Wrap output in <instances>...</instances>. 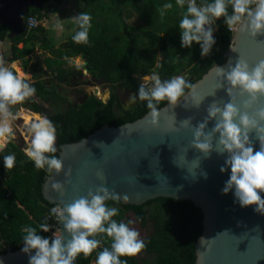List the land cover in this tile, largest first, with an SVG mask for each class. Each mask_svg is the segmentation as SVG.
Wrapping results in <instances>:
<instances>
[{
  "label": "trees",
  "instance_id": "obj_1",
  "mask_svg": "<svg viewBox=\"0 0 264 264\" xmlns=\"http://www.w3.org/2000/svg\"><path fill=\"white\" fill-rule=\"evenodd\" d=\"M62 5L66 0H52ZM81 2L85 11L91 17L92 27L89 30V43L76 44L72 37L55 50L48 38V31L42 25L37 29L22 28L20 34L12 39V56L10 62L22 61L28 68L32 55L39 42L43 49L50 51L55 59H45L35 64V80L31 85L36 88L33 98L22 106L29 104L36 106L38 113H43L56 127L59 145L77 143L93 134L105 125L114 127L134 122L145 116L150 110L147 102L142 101L138 114L116 112L119 105L115 95L109 103H105L94 95L88 96L80 104L70 103L68 96L60 92L59 84L67 83L69 75H81L82 69H68L63 66L68 63L64 58L82 56L89 63V72L97 80L113 87L121 86L138 92L141 84L138 76L145 77L155 71L163 81L176 76L190 74L193 85L200 80L213 66L225 63L227 53L232 45V38L223 19L216 22L218 33L214 37L215 45L211 53L204 57L201 47L193 44L192 48L181 45L179 22L187 9L180 8L176 0H77ZM197 5L211 3L214 0H196ZM171 3V9H164L163 5ZM44 7V6H43ZM43 7H32L25 15H37L43 18ZM138 13L145 26H131L126 21L129 11ZM229 13L232 9L229 5ZM163 13V15L161 14ZM11 27L2 23L0 26V40L5 41ZM76 24V31H78ZM76 33V32H75ZM24 44L23 48L19 45ZM159 53L162 59L159 60ZM43 64L48 68L56 65L54 79H49ZM189 88H186V93ZM168 102L163 101L157 109L163 108ZM44 105L51 106L52 113L44 109ZM13 154L16 163L13 169L4 167L3 157ZM49 156L53 154H47ZM57 158L60 153L54 154ZM0 242L5 241L12 246L13 251L20 249L24 236L23 230L36 228L37 234L46 236L40 229L42 221L52 206L45 201L42 193L43 185L49 173L46 169H37L25 152L10 142L0 156ZM109 207L119 210L113 217L117 222L129 223L128 215L133 213L135 218L145 228L151 230L144 239L145 249L136 257H121L127 264H195V245L202 235L203 215L190 201L159 198L144 205H124L120 201H106ZM101 241L100 248L85 258L80 255L74 264H93L99 251L111 247L112 240L106 234L96 237ZM147 259L140 260V255Z\"/></svg>",
  "mask_w": 264,
  "mask_h": 264
},
{
  "label": "clouds",
  "instance_id": "obj_2",
  "mask_svg": "<svg viewBox=\"0 0 264 264\" xmlns=\"http://www.w3.org/2000/svg\"><path fill=\"white\" fill-rule=\"evenodd\" d=\"M176 4L182 9L187 4L178 26L182 47L190 49L194 43L198 44L204 57L211 53L216 43L212 25L220 19L224 20L229 31L236 29L253 39L264 35V0H214L199 6L196 0H176ZM229 5L231 14L228 11ZM172 7L171 3L163 5L164 9ZM72 20L79 29L72 37L73 41L87 45L92 17L83 12ZM230 49L235 51L232 45ZM15 67V62L7 66L0 56V149L15 138L13 121L19 113L12 109L33 98L37 91L15 71ZM217 71L223 81L221 88L225 80L229 85L227 94L230 101L224 103L223 107L218 103L210 105L207 116L196 126H192L190 119L182 123L192 128V147L205 158L210 157L214 151L222 156L227 154V167L222 166L220 171L223 173L230 169L231 174L222 193L227 195L234 192L241 207H253L257 213L264 214V198L260 195L264 193V107H258L254 116L249 114L264 97V60L251 66L247 60L239 57L234 66L229 64L227 69L217 67ZM151 81V87L140 84L138 98L147 102L153 126H158L157 105L160 102L167 101L170 106L176 107L182 98L187 100L186 88L192 89V106L199 108L205 98L197 95L194 87L182 76L162 81L154 74ZM237 92L241 97H246L243 111L239 106ZM210 121L215 122L211 129L208 128ZM252 132L256 133L259 140V150L252 144ZM28 133L31 142L24 151L35 167L46 169L50 176L63 174V160L54 155L57 152V132L53 122L47 117H37L30 123ZM3 161L4 167L11 170L15 166L16 157L9 154L3 157ZM70 175L71 169L67 172V176ZM203 175L206 179L207 173ZM52 188L57 192L64 191V185L58 181L52 183ZM110 198L119 201L120 196L101 187L95 193L89 191L87 197L81 196L67 206L52 208V213L63 224V231L55 232L50 238L37 234L36 228H26L22 251L29 256V264H74L80 255L88 258L100 248L101 241L96 238L100 234H106L112 243L110 248L105 247L98 252L95 264H127L121 257L138 256L145 249V242L140 238V233L129 226L131 222H117L113 219L119 210L107 205L106 201ZM124 199L127 200V196ZM40 229L44 233L49 232L46 224L40 225ZM65 232L70 239H66Z\"/></svg>",
  "mask_w": 264,
  "mask_h": 264
},
{
  "label": "water",
  "instance_id": "obj_3",
  "mask_svg": "<svg viewBox=\"0 0 264 264\" xmlns=\"http://www.w3.org/2000/svg\"><path fill=\"white\" fill-rule=\"evenodd\" d=\"M6 1L0 0V24H8L14 31L20 28L21 23L13 25L5 20ZM48 1L26 0L27 9L43 7ZM232 48L235 51L229 49L225 63L213 66L192 85L197 95L205 97L199 108L192 106V89H189L187 100L182 98L176 107L167 103L158 109V126L151 124L149 111L134 122L118 127L105 125L77 143L59 145L56 140L65 172L47 176L42 189L45 201L51 205L67 206L101 187L118 194L124 205L141 206L159 198L190 201L203 215L202 235L195 245V264H264V214L257 213L253 207H241L234 192L222 193L231 174L230 169L223 173L220 171L222 166L227 167V154L222 156L214 151L205 158L192 147V128L182 123L190 119L192 126H196L203 122L210 105L218 103L223 107L230 101L227 94L229 85L225 80L221 88L223 81L217 67L227 69L229 64L234 66L239 57L251 66L264 60V35L253 39L237 30ZM88 66V61L82 65L85 75L89 73ZM182 77L187 83H192L190 74ZM91 95L100 98V89L96 87ZM236 96L243 111L246 97H241L239 92ZM103 101L107 103L108 99ZM258 107H264V97L249 114L254 116ZM27 109L35 115L47 117L38 113L34 104H29ZM139 110L138 107L128 109L134 113ZM214 124L210 121L208 128ZM29 126L30 123L24 127L27 136L30 135ZM250 138L254 148L259 150L256 133L252 132ZM30 142L31 136L28 142L23 141L24 150ZM69 169L71 175L67 176ZM203 173H207L206 179ZM57 181L64 185L63 192L52 188V183ZM260 195L264 198V193ZM107 201L117 200L110 198ZM59 226L62 232L63 224L59 223ZM65 237L70 239L66 232ZM0 264H29V256L22 249L0 254Z\"/></svg>",
  "mask_w": 264,
  "mask_h": 264
},
{
  "label": "rangeland",
  "instance_id": "obj_4",
  "mask_svg": "<svg viewBox=\"0 0 264 264\" xmlns=\"http://www.w3.org/2000/svg\"><path fill=\"white\" fill-rule=\"evenodd\" d=\"M68 4V3H67ZM44 13H43V17L45 18H42L43 20H41L42 22L45 23L46 20H48L47 22L48 23V26H50L51 28L54 27V26H57L59 21L58 19L59 18H55L54 19V10L52 7H48L46 6V4L44 5ZM68 7V6H66ZM75 7V5L73 6ZM131 13V16H128V12L126 13V21L127 23H129L131 26H145V23L143 21V19L141 18V16L136 13V12H133L132 10L129 11ZM75 15H72L70 17V19L74 18ZM72 21V22H71ZM70 23H72V25L74 26V20H71ZM71 25V24H70ZM212 27L215 29L214 31V35H216L217 33V29H216V25L213 24ZM23 28H25V23L23 25ZM22 46V45H21ZM48 52H44V50L41 48V45L37 47L36 51L30 56L31 59H32V63L31 65L28 67V68H25L23 63L22 62H17L15 65V71L22 77L24 78L28 83H33L34 80H35V67L34 65L38 62V61H43L45 57H48ZM162 59V56L161 54L159 53V60L157 62V65L159 64L160 60ZM71 63H66L63 67L64 68H68V69H76L77 67H80L82 68V65L84 64L85 62V59L80 56V57H76L74 59H71L70 60ZM7 66H11L9 64L6 63ZM48 68V67H47ZM56 68V65H53V67L51 68H48L47 69V75L49 77V79L53 80L54 79V73H53V70H55ZM85 72V70H84ZM139 79L145 83V81H149L152 77V75H148V76H145L147 77L148 79L146 80L145 77H141V76H138ZM83 80H90V85H88V87L86 88V91L89 93V94H92L93 90L97 87L100 89V98L103 100V99H106V98H109V94H110V85H106V84H100L98 82H94L92 80V77L90 75L88 76H85L83 78ZM67 82V81H66ZM65 82V83H66ZM60 83L59 84V89H60V92L62 91L63 93L66 94V96H68L69 98V101L70 103H72L73 105L75 104H80L84 98V95L82 93H80L79 91H75L73 88H76V86H72L71 83ZM44 109L48 112V113H52L51 111V106L49 105H44L43 106ZM13 112H16V113H19L17 119H15L13 121V128H14V132H15V138L13 140H11V142H14V143H17L18 145H21L20 148L24 151L23 147L24 144H23V141H29V138L27 137L25 131H24V127L27 123V121L29 123L32 122V119H36L37 116H30L31 112L24 106L22 105H17L15 106L13 109H12ZM27 112V113H26ZM23 116H25V118H23ZM9 144V143H7ZM6 144V145H7ZM4 148V147H3ZM2 148V149H3ZM0 149V150H2ZM3 174V172L0 170V176ZM128 217L130 218V224L129 226L130 227H133L135 228L139 233H140V238L141 239H146L149 235H150V232L151 230L149 228H145L141 225L140 222L137 221V219L135 218V215L133 213H130L128 215ZM140 260L141 261H144L147 259L146 255H140Z\"/></svg>",
  "mask_w": 264,
  "mask_h": 264
},
{
  "label": "crops",
  "instance_id": "obj_5",
  "mask_svg": "<svg viewBox=\"0 0 264 264\" xmlns=\"http://www.w3.org/2000/svg\"><path fill=\"white\" fill-rule=\"evenodd\" d=\"M74 5H75V7H73ZM46 6L53 8V10L55 12L54 13V19L55 18L56 19L59 18L58 19L59 23H58L57 26H54V27L51 28L50 26H48V23H49V22H47L48 20H46L45 23L42 22L41 25L43 27H45V29L48 31V38L51 41V45L54 46L55 50H59V49H62L63 45L66 44L68 42L69 38L73 34H75V32H76V22H74V26H73L72 23H70V21L72 20V19H70V17L72 15H75L74 17H77L79 14H81V13H83L85 11V7H84V5L81 2H79L77 0H66L62 5H57L54 1L50 0V1H48L46 3ZM66 6H68V7H66ZM43 8H46V7H43ZM43 10H45V9H43ZM43 18H45V17H43ZM41 20H43V19H41ZM0 26H1V24H0ZM216 29H217V33H218L219 30H218L217 25H216ZM217 33H216V35H217ZM19 34H20V31L15 33V34H12V27H11V30L9 32L8 38L5 41H1L0 40V56H2L4 61H5V63H7L9 65L13 64V62L9 61V59L12 56V50H11L12 49V45H13L12 39L16 35H19ZM216 35H214V37ZM40 45H41V48L43 47V43L39 42L37 44V46H36V49ZM23 46H24V44H20L19 45L20 48H23ZM44 52H48L49 53L48 57H45L44 60L48 59V58L55 59V57L51 54L50 51L44 50ZM30 56L27 57V59H31ZM74 58H76V57H74ZM74 58H69L68 61H70L71 59H74ZM17 62H19V61H15V63H17ZM20 62H22V61H20ZM31 63H32V59H31ZM31 63H30V65H31ZM158 65H156V66H158ZM42 67H43L44 71H47V69H48L47 67L48 66L46 64H43ZM150 75H152V74H150ZM62 83H65V82L63 81ZM6 147L7 146H5L2 150H0V156L2 155V153L6 149Z\"/></svg>",
  "mask_w": 264,
  "mask_h": 264
},
{
  "label": "flooded vegetation",
  "instance_id": "obj_6",
  "mask_svg": "<svg viewBox=\"0 0 264 264\" xmlns=\"http://www.w3.org/2000/svg\"><path fill=\"white\" fill-rule=\"evenodd\" d=\"M6 4H7V7H6L7 9H5V12H4L5 20L11 22V24H13V25H15L19 22L21 23V24H19L20 25L19 29L12 31V34H15L23 28V25L26 21L25 15L29 12L31 7L27 9L26 0H7ZM77 68H80V67H77ZM81 69H82L81 75L73 74V75H69L67 78H68V80L71 79L70 83L72 86H74V85L76 86V88H73V89L75 91H79L80 93H82L84 95V98H85L86 95L91 96V94H89L86 91V88L88 87V85H90L91 81L90 80L84 81L83 78L85 76L90 75L94 82H98L100 84H105V83L97 80L94 76H92L90 74V72L87 75H85L84 69L83 68H81ZM154 74L159 75L155 71H153L152 75H154ZM161 80H162V78H161ZM140 82L144 83L141 80H140ZM144 84H146L147 86L152 85L151 79L149 81L148 80L145 81ZM106 85H108V84H106ZM110 88H111V90H110L109 98H107L108 99L107 103H109L112 100V98L116 95L118 97V100H119V105H117L115 108L116 112L121 113V111L124 110L125 112L131 113V114H138L141 111L142 101L139 100L138 92L136 90H131V89L121 87V86L113 87L111 85H110ZM93 93H94V91L92 92V94ZM134 97H136V98L134 99ZM99 99H101V98H99ZM135 107L140 108V110L138 112H135V113L128 111V109L135 108ZM26 108H27V106H26ZM30 116H35V114L31 113ZM36 116L40 117L39 115H36ZM23 118H25V116H23ZM27 123H29V122L27 121ZM27 137L29 138L30 135H28Z\"/></svg>",
  "mask_w": 264,
  "mask_h": 264
},
{
  "label": "built area",
  "instance_id": "obj_7",
  "mask_svg": "<svg viewBox=\"0 0 264 264\" xmlns=\"http://www.w3.org/2000/svg\"><path fill=\"white\" fill-rule=\"evenodd\" d=\"M42 24L41 19L37 15L29 16L25 21V29L28 30H34L37 29ZM231 34V38L233 41L234 35L237 32L236 29H233L232 31H229ZM1 166V165H0ZM1 178V176H0ZM54 207H61L59 204L52 205L49 209L47 214L45 215L42 224H46L49 227V232L43 233L46 234V238H50L53 236L55 232L61 233V227L59 226L60 221L57 219V216L52 213V208ZM23 233H25V229L23 230ZM26 234V233H25ZM20 249L23 248V241L19 245ZM13 251L12 246L7 244L4 240L0 242V254L9 253ZM95 264V261L93 262Z\"/></svg>",
  "mask_w": 264,
  "mask_h": 264
},
{
  "label": "bare ground",
  "instance_id": "obj_8",
  "mask_svg": "<svg viewBox=\"0 0 264 264\" xmlns=\"http://www.w3.org/2000/svg\"><path fill=\"white\" fill-rule=\"evenodd\" d=\"M15 65H17V64L15 63Z\"/></svg>",
  "mask_w": 264,
  "mask_h": 264
}]
</instances>
